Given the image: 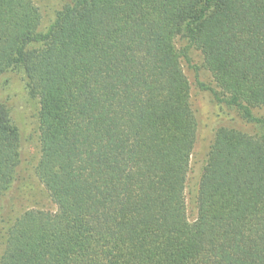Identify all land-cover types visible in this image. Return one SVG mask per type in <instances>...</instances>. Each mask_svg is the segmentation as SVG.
Here are the masks:
<instances>
[{
	"label": "trees",
	"instance_id": "trees-1",
	"mask_svg": "<svg viewBox=\"0 0 264 264\" xmlns=\"http://www.w3.org/2000/svg\"><path fill=\"white\" fill-rule=\"evenodd\" d=\"M40 23L33 0H0V77L39 101L36 176L57 211L17 218L0 264H264V0H65ZM191 47L216 99L261 128L216 131L192 222ZM21 153L0 103V210Z\"/></svg>",
	"mask_w": 264,
	"mask_h": 264
},
{
	"label": "rangeland",
	"instance_id": "rangeland-1",
	"mask_svg": "<svg viewBox=\"0 0 264 264\" xmlns=\"http://www.w3.org/2000/svg\"><path fill=\"white\" fill-rule=\"evenodd\" d=\"M41 13L40 32H46L57 14L65 5V0H33ZM178 49L189 46L184 38L176 40ZM190 62L183 61V70L190 83L191 105L198 123L197 140L191 161V171L187 184L188 217L194 221L197 215L196 196L210 147L215 133L220 128H228L258 136L260 125L244 120L237 110L220 103L215 93L220 92L212 74L207 69L202 53L193 47L189 49ZM0 103L10 110L12 119L21 136L22 164L19 168V182L5 196L0 210V259L5 250L10 226L29 210L57 211L46 189L36 176L40 159L39 141V101L31 97L21 73L12 71L0 77ZM256 118L264 119V107L253 110Z\"/></svg>",
	"mask_w": 264,
	"mask_h": 264
}]
</instances>
